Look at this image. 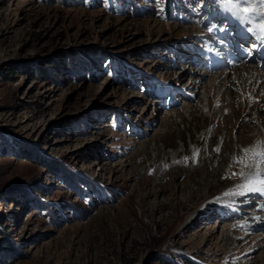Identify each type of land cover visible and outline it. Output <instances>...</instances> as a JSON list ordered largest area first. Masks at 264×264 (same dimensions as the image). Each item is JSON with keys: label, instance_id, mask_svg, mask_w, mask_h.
I'll use <instances>...</instances> for the list:
<instances>
[{"label": "rangeland", "instance_id": "1", "mask_svg": "<svg viewBox=\"0 0 264 264\" xmlns=\"http://www.w3.org/2000/svg\"><path fill=\"white\" fill-rule=\"evenodd\" d=\"M211 2L206 26L189 0H0V264H264V236L246 227L264 195L236 196L257 172H232L258 138L237 142L235 116L224 133L229 108L203 109L191 86ZM200 158L219 166L211 187L146 194L169 181L163 162Z\"/></svg>", "mask_w": 264, "mask_h": 264}, {"label": "bare ground", "instance_id": "2", "mask_svg": "<svg viewBox=\"0 0 264 264\" xmlns=\"http://www.w3.org/2000/svg\"><path fill=\"white\" fill-rule=\"evenodd\" d=\"M189 1H191V4H193V3L195 4L196 1L198 2V0H189ZM253 2H255V3L257 2V5L259 7L254 6ZM258 2H260V0H249L248 3L239 5V8H240L239 16L240 17L248 16L252 19L241 20L238 18V16L237 17L235 16L230 21H227L225 18L222 17V15H219L217 17L218 23L214 26L213 29L206 27L207 28V30L205 32L206 35L200 33V35L202 36V42L203 43H205V41L207 42V43H205L206 44V51L209 53V56H210L209 58L214 60V62H215L214 64L209 65L205 60H203L204 58H208L207 54L204 51L200 52V54H202L204 58L203 57L199 58V56H198V58H197V56H195V59L188 58V60H190L191 63L192 62L195 64L203 63L207 67V68H204L205 66H203L201 64V66H203L204 70H206V71H204L203 73L199 72L201 74L198 77H194V76H193V78L190 77L192 87L196 86V88H198L200 86H203L204 90H206V92L202 93L203 96L206 97L202 101L203 109H208V111L211 112L212 111L211 105L215 104L216 102H218L222 106V108L220 107L221 110H224L226 107H228L229 109L225 113V116L226 115L227 116L223 117V119H222V121L225 123V124H222L224 133H226V131H225L226 127L224 128V125L225 126L228 125L227 132L230 133L232 127L234 126V121H235L233 116H235V118H237V117L241 118V122L239 124V129L237 130V136H236L237 142L243 143V142H247L251 139L258 138L257 141L253 144V146H248L243 151H241V158H242V156L243 157L252 156L251 152L247 153V155H246L245 150H253V151L264 150V52L262 51L263 42L260 41L258 43L257 50L253 54V56H251L249 54V51L251 50L252 46L247 45V43H240V42H243L244 40H246L248 36L251 37L253 35L254 31L251 29V21L252 20L262 22L260 20V17L264 16V7L261 6ZM217 5H218V3H217ZM219 5H223V4L219 3ZM245 7L251 8V9H253V11H251L249 13H244L243 8H245ZM194 8H195V6H194ZM198 10L199 9H197V11ZM195 12H196V9H195ZM201 15H203V14H201V13L199 14V12H197V13H193L192 16H193V18H197V20H199ZM236 15H237V13H236ZM212 18H213V15H211V17L208 16L203 21L204 25L207 26V24H209L211 22V20L213 21ZM208 19H209V21H208ZM236 20H238V22L235 25ZM222 23H223V25L225 24L223 27H222ZM234 28L236 29L235 33L232 32L234 30ZM239 31H245L247 33V37L244 40L239 35ZM212 34L213 35L215 34V37H212ZM235 40H237V47L236 48H234V46H232ZM213 41L219 42V45H215ZM259 48H261V50H259ZM244 53H245V55H244ZM192 55H195V54H192ZM200 59H202V60H200ZM239 59H242L241 62H238ZM223 60H225V61H223ZM256 60H258L260 63H257ZM253 63L258 64V66L262 65V67L259 68L256 65L254 66V65H252ZM224 64H226V65L223 67ZM228 66H229V68H228ZM221 67L224 69L225 68H228V69L223 70ZM219 68H221L223 71H220V72L216 71L215 73L209 74V72H212L213 70H217ZM194 71H196V70H194ZM185 74H186V72H182L181 76L179 77V80L183 79L182 76H184ZM208 74H209L210 78L207 81L204 80V82H203L204 77L208 76ZM202 82L205 84L202 85ZM236 89L238 91H236ZM227 98L230 99L228 105H226V103H224V100H226ZM235 108H236V110H234ZM178 110H179L178 111L179 116L182 117V119H184V117H183L184 115L182 114L180 109H178ZM196 110H198V109H196ZM199 110H200V108H199ZM175 111H176V109L173 110V113ZM254 112L257 115L254 118H252L251 115L253 116ZM169 117H168V119H169V121H171L172 119ZM238 121H239V119H238ZM249 122H250V124L253 123V125L250 127H254V126H257V127H254L253 129H249L248 128ZM168 125H169V123L164 124V127L165 126L167 127ZM248 130H249V132L251 130L250 134H248L249 133V132H247ZM214 132H215V130H214ZM225 138H227V136H225ZM225 138L224 139L221 138V139H223V141L220 144V147H219L220 150H219L218 154H221V152L223 153L224 148H226V139ZM198 142H199V140H198ZM153 149L155 150V148H153ZM157 150H159V149H157ZM231 152L232 151H229V153L231 154L230 155V157H231L230 161L232 162L233 160H238L237 157H234V155ZM139 153L141 154L139 156V161L141 162V161L148 160L151 152H149V150L147 148H141ZM178 153H179V151L176 152L174 158L176 157V155H178ZM208 154H209V156H208L209 158L214 156V154L211 151H209ZM238 154H239V152H238ZM189 156H190V153H189ZM154 157H157L156 154H154ZM258 159H259V157H255V158L251 157V158L247 159L248 160L247 162L244 160H241L242 163L241 162L239 163L240 167L236 166L235 168L232 169L230 167L231 164H229L225 167V170L232 169V172H235V173H237L238 171L240 173H242L244 171L246 174H250V172L255 169L257 173L262 174V173H264V165H257ZM200 161H202V165L200 167L194 166L193 168L189 167V164L193 163L192 160H190V161H179V164H176L174 166H172L174 163V160H171L170 164H168V163L165 164L163 162L161 165H159V167L160 168L163 167V169L165 170V173H163V174L165 177L169 178V181L168 182L165 181L162 183L157 182V184H152L151 187H148V185H147V187L145 189V190H147L146 194L148 196H151V195H154L157 190H159L158 192H161V193H166V192L170 191L171 197H174L173 200H176L177 199L176 195L178 192L177 189L181 187L182 190H185V192L187 193V194L182 193L183 199H184V201H186L191 196V193L194 192L193 185L195 186L196 190H198V191H200L201 189H207V188L211 187V185L209 183L208 176H210V177L217 176L218 172H219V170L217 171V167L219 168V166L215 162L212 165L215 168L207 167L202 158H200ZM221 161H223L222 158H220V162ZM193 165H195V164L193 163ZM132 167H134V161L132 162ZM220 167H222V166H220ZM249 169L251 170L250 172H249ZM202 170L205 171L206 174H204L200 179L194 178L193 175H195L199 172H202ZM245 173H242V174H245ZM181 176H182V178H181ZM239 177H238L239 179H242V175H240ZM167 184H169V185L166 186ZM243 184H245V182H243L241 185H243ZM191 187H193L192 190H190ZM247 195H251V193L247 194ZM236 196L239 198H242L245 195H236ZM179 203L177 202L176 204H179ZM180 205L183 206L184 204L181 203ZM255 215H254V217L251 218L252 222L251 221L247 222L246 227L247 228L249 227L248 229H254V228L260 229L259 232L261 233V235L264 236V222L262 221L264 218H261L259 216H255ZM183 217L184 216L181 215L180 219H182ZM232 217H235V216H232ZM223 219L226 220L227 218H223ZM126 232L128 233V231H126ZM233 232L234 231H228V230L226 231L225 230L224 231V234L226 235L225 239H227V238L231 239L232 235H234ZM245 236H247V235H244V237Z\"/></svg>", "mask_w": 264, "mask_h": 264}, {"label": "snow or ice", "instance_id": "3", "mask_svg": "<svg viewBox=\"0 0 264 264\" xmlns=\"http://www.w3.org/2000/svg\"><path fill=\"white\" fill-rule=\"evenodd\" d=\"M221 2L227 8L235 10L239 19L241 20L252 19L248 16H243V17L239 16L240 13L239 5L248 3L249 0H221ZM260 3L264 4V0H260ZM251 11H253V9L248 7L243 8L244 13H249ZM260 20L262 22L259 24V37L261 41L264 42V16L260 17ZM245 151H246V155L247 153L251 152L253 158L259 157V159L257 160V165H264V150L261 151L245 150ZM247 175L253 176V174H247ZM249 192H256V193H260L261 195H264V175H261L260 173L254 174V178H249L247 183L241 185L236 194L245 195Z\"/></svg>", "mask_w": 264, "mask_h": 264}]
</instances>
